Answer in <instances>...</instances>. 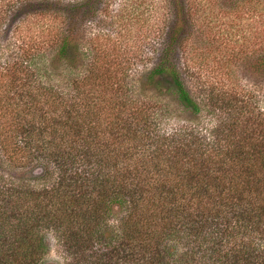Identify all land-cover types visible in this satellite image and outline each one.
<instances>
[{
	"label": "trees",
	"instance_id": "trees-1",
	"mask_svg": "<svg viewBox=\"0 0 264 264\" xmlns=\"http://www.w3.org/2000/svg\"><path fill=\"white\" fill-rule=\"evenodd\" d=\"M109 1L0 0V264H55L49 232L64 264H264V109L234 80L194 93L191 0H167L132 84L130 57L81 42Z\"/></svg>",
	"mask_w": 264,
	"mask_h": 264
},
{
	"label": "rangeland",
	"instance_id": "rangeland-1",
	"mask_svg": "<svg viewBox=\"0 0 264 264\" xmlns=\"http://www.w3.org/2000/svg\"><path fill=\"white\" fill-rule=\"evenodd\" d=\"M191 1L199 6L195 8L192 18L182 21L183 31L198 30L195 42L203 52L197 53L194 60V80L197 84L196 88L193 87L194 93L199 97L206 96L212 92L211 89L217 91L220 83L234 80L264 109V69L257 61L258 50L264 47V11L261 13L247 9L248 6L239 7L237 3L240 0ZM109 2L110 13L106 18L100 14L95 20L86 21L81 42L85 48L96 43L109 53L116 47L120 55L130 57L134 63L129 78L135 85L141 71L155 60L162 34L169 24L168 3L167 0ZM63 73L64 70H60L51 83L63 88L67 78ZM172 110L175 118L170 117L165 121L164 127L167 129L177 126L175 124L181 123L178 119L187 116L180 108L176 110V106H172ZM203 119H197L194 123L199 121L206 128L215 121L211 115L205 117L204 123ZM112 223L118 224L117 221H110ZM48 239L50 249L47 259L55 264H64L67 256L63 243L52 232L48 233Z\"/></svg>",
	"mask_w": 264,
	"mask_h": 264
}]
</instances>
